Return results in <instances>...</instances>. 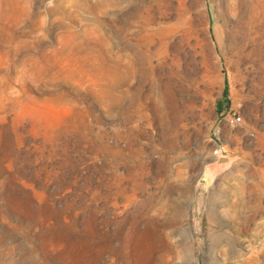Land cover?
<instances>
[{
    "label": "rangeland",
    "instance_id": "1",
    "mask_svg": "<svg viewBox=\"0 0 264 264\" xmlns=\"http://www.w3.org/2000/svg\"><path fill=\"white\" fill-rule=\"evenodd\" d=\"M0 264H264V0H0Z\"/></svg>",
    "mask_w": 264,
    "mask_h": 264
},
{
    "label": "bare ground",
    "instance_id": "2",
    "mask_svg": "<svg viewBox=\"0 0 264 264\" xmlns=\"http://www.w3.org/2000/svg\"><path fill=\"white\" fill-rule=\"evenodd\" d=\"M183 1V0H182ZM245 1V0H244ZM170 2V1H169ZM179 2V1H178ZM186 2V1H185ZM201 2V1H200ZM240 2V1H239ZM188 3V2H187ZM255 4V3H254ZM170 5V4H169ZM188 5V4H187ZM174 6V5H173ZM243 6V5H242ZM248 6H250V8H251V4L249 5L248 4ZM257 6V5H256ZM186 8H190V5H189V7H186ZM193 8V7H192ZM240 8V7H239ZM242 8V7H241ZM249 8V9H250ZM188 9H185V10H188ZM255 9V8H254ZM191 11V10H190ZM241 11V10H240ZM250 11V10H249ZM252 11V10H251ZM254 11V10H253ZM252 11V12H253ZM243 13L245 14V11H243ZM186 14H188V13H186ZM255 15V14H254ZM257 15V14H256ZM181 15H179V17H180ZM193 15H191V17H192ZM246 16V15H245ZM160 17V16H159ZM248 17V16H247ZM183 18V17H182ZM252 18V17H251ZM254 18V17H253ZM158 19V18H157ZM239 19V18H238ZM192 21V20H191ZM252 21V20H251ZM162 22V21H161ZM241 22V21H240ZM243 22V21H242ZM187 24V23H186ZM192 24H193V22H192ZM179 25V24H178ZM245 25V24H244ZM247 25V24H246ZM245 25V27H247ZM176 26H177V24H176ZM157 27V26H156ZM170 27V26H169ZM249 27V26H248ZM162 28V27H161ZM171 29V28H170ZM189 29V28H188ZM244 29V28H243ZM189 31V30H188ZM195 31V30H194ZM195 33V32H194ZM161 34V33H160ZM163 35V34H162ZM197 36V35H196ZM195 37V36H194ZM161 38V37H160ZM198 51V50H197ZM202 60H204V59H202ZM207 61V60H206ZM204 63V62H203ZM206 63V62H205ZM187 64V63H186ZM187 66V65H186ZM186 66H184V67H186ZM204 66V65H203ZM199 67V66H198ZM204 67H207V66H204ZM188 69H190L189 67H187ZM186 68V69H187ZM157 69V68H156ZM160 69V68H159ZM163 69V68H162ZM184 69V68H183ZM193 69V68H192ZM200 69V68H199ZM191 70V69H190ZM194 70V69H193ZM192 70V71H193ZM205 70V69H204ZM161 71V70H160ZM159 71V72H160ZM187 71V70H186ZM185 71V72H186ZM198 71V70H197ZM200 71V70H199ZM162 72V71H161ZM160 72V73H161ZM174 72V71H173ZM183 72V71H182ZM188 72V71H187ZM147 73V72H146ZM176 73V72H175ZM178 73V72H177ZM179 73H181V72H179ZM147 74H149V75H151V74H153V72H151V73H147ZM170 74H174V73H170ZM183 74V73H182ZM186 74V73H185ZM190 74H192V72L190 73ZM175 75V74H174ZM181 75V74H180ZM183 75H181V77H182ZM185 76H187V74L185 75ZM125 84L124 85H126V88H125V97L128 99V100H130V95H131V92H132V86H131V84H133V83H131V72H130V70L128 69V67H127V69L125 70ZM187 78V77H186ZM183 80H184V77H183ZM160 81H163V80H160ZM174 81V80H173ZM162 83V82H161ZM142 84V83H141ZM124 87V86H123ZM134 88H135V85H134ZM145 88H147L146 89V91L148 92L146 95L144 94V90H145ZM163 89V88H162ZM164 89H165V87H164ZM173 89V88H172ZM138 90H139V94L140 95H142V97L141 98H139V100H137L138 102H139V104H140V106H143V98H145V99H150V101H151V99H152V97H154V95H156V93L158 92V94L160 95V92H161V89H160V83H159V81H158V79H157V77L156 76H154V74L153 75H151V77H148V79H146V80H144V85H143V88H141V87H138ZM165 92V91H164ZM167 92V91H166ZM173 92H175V90H173ZM173 92H171V93H173ZM161 93H163V92H161ZM165 94V93H164ZM163 94V95H164ZM176 94V93H175ZM174 94V95H175ZM181 94H183V93H181ZM136 95V94H135ZM173 95V96H174ZM189 95V94H188ZM137 96V95H136ZM166 96V95H165ZM165 96H163V97H165ZM179 96V95H178ZM167 97V96H166ZM175 97V96H174ZM173 97V98H174ZM180 97V96H179ZM183 97V96H182ZM168 98V97H167ZM177 98V97H176ZM134 99V98H133ZM159 99V98H158ZM163 99H165V98H163ZM162 99V100H163ZM135 100V99H134ZM153 100V99H152ZM169 100V99H168ZM175 100V99H174ZM184 100V99H183ZM124 101V100H123ZM143 101V102H142ZM149 101V100H148ZM167 101V100H166ZM185 101V100H184ZM133 102V101H132ZM136 102V101H135ZM174 102V101H173ZM176 103V102H175ZM180 103V102H179ZM149 104V103H148ZM165 105V104H164ZM175 105V104H174ZM174 105H172V106H174ZM179 105V104H178ZM178 105H176V106H178ZM149 106V105H148ZM153 106V105H152ZM158 106V108H159V110H160V112L161 113H163V114H165V115H167L166 114V112H165V109H164V106L161 104V103H159V105H157ZM133 107V106H132ZM149 107H151V106H149ZM166 107V106H165ZM173 108V107H172ZM155 109V108H154ZM176 109V108H175ZM180 109V108H179ZM128 110H130V109H128ZM139 110V109H138ZM143 111V110H142ZM152 111V110H151ZM176 111V110H175ZM179 111V110H178ZM155 112V111H154ZM143 113V112H142ZM148 113V112H147ZM146 113V114H147ZM175 113H177V112H175ZM141 114V113H140ZM149 114H151V113H149ZM172 114H174L173 113V111H172ZM137 115H138V113H137ZM145 115V114H144ZM169 115V114H168ZM176 115V114H175ZM170 116V115H169ZM172 116V115H171ZM151 117V116H150ZM153 117H155V114H154V116ZM152 117V119H154ZM127 118V117H126ZM137 118V117H136ZM172 118V117H171ZM174 118H175V116H174ZM134 119V118H133ZM147 119V118H146ZM160 119V118H159ZM126 120V119H125ZM163 120V119H162ZM171 120V119H170ZM137 121V120H136ZM140 121V120H139ZM142 121V120H141ZM143 121H144V119H143ZM154 121H155V119H154ZM177 121H178V119H177ZM147 122V121H146ZM145 122V123H146ZM151 122V121H150ZM152 122H153V120H152ZM140 122H138V124H139ZM155 123V122H154ZM170 123V122H169ZM147 124H148V122H147ZM150 124V123H149ZM153 124V123H152ZM156 124V123H155ZM160 124V123H159ZM161 124H163V123H161ZM160 124V125H161ZM174 124V123H173ZM128 126V125H127ZM136 126V125H135ZM140 126V125H139ZM158 126V125H157ZM162 126V125H161ZM172 126V125H171ZM141 127V126H140ZM140 127H138V128H140ZM153 127V126H152ZM165 127V126H164ZM135 128V127H134ZM143 128V127H142ZM154 128H155V126H154ZM153 128V129H154ZM131 129V128H130ZM157 129V128H156ZM155 129V130H156ZM168 129H169V127H168ZM172 129V128H171ZM173 129H175V127L173 128ZM132 130H134L133 128H132ZM136 130V129H135ZM134 130V131H135ZM140 130V129H139ZM149 130V129H148ZM161 130V129H160ZM129 131V130H128ZM142 131V130H141ZM145 131V130H144ZM152 131H154V130H152ZM137 132V131H136ZM158 132V131H157ZM173 132V131H172ZM155 133V132H154ZM160 133V132H159ZM140 134V133H139ZM149 134V133H148ZM157 134V133H156ZM177 134V133H176ZM130 135V134H129ZM156 136V135H155ZM154 136V137H155ZM159 136V135H158ZM160 137V136H159ZM141 138V137H140ZM156 138V137H155ZM164 138V137H163ZM179 138V137H178ZM177 138V139H178ZM149 139V138H148ZM159 139V138H158ZM175 139V138H174ZM150 140V139H149ZM152 140V139H151ZM160 140V139H159ZM163 140V139H162ZM180 140V139H179ZM141 141V140H140ZM153 141V140H152ZM156 141H158L157 139H156ZM166 142V141H165ZM177 142V141H176ZM140 143H142V142H140ZM173 143V142H172ZM156 144V143H155ZM159 144H160V142H159ZM163 144V143H162ZM161 144V145H162ZM170 144V143H169ZM149 145V144H148ZM154 145V144H153ZM156 145H158V143L156 144ZM160 145V146H161ZM147 146V145H146ZM159 146V147H160ZM166 146V145H165ZM155 147H157V146H155ZM182 147V146H181ZM115 148V147H114ZM153 148V147H152ZM171 148H172V146H171ZM143 149V148H142ZM146 149V148H145ZM157 149H158V147H157ZM162 149V148H161ZM164 149V148H163ZM166 149H167V147H166ZM176 149V148H175ZM110 151V150H109ZM142 151V150H141ZM145 151V150H144ZM149 151V150H148ZM167 151V150H166ZM143 152V151H142ZM162 152H164V151H162ZM149 153H150V151H149ZM112 157V156H111ZM113 158V157H112ZM151 158H152V156H151ZM167 159H168V157H166ZM172 158V157H171ZM111 159V158H110ZM165 159V158H164ZM151 160V159H150ZM171 160V159H170ZM111 161V160H110ZM168 162V161H167ZM112 163H113V161H112ZM169 163V162H168ZM111 164V163H110ZM162 164V163H161ZM113 166V165H112ZM160 166V165H159ZM161 166H163V165H161ZM167 166H168V164H167ZM165 167V166H164ZM169 168V167H168ZM180 169V168H179ZM171 170V169H170ZM178 170V169H177ZM171 172V171H170ZM180 172V171H179ZM166 173V172H165Z\"/></svg>",
    "mask_w": 264,
    "mask_h": 264
},
{
    "label": "water",
    "instance_id": "3",
    "mask_svg": "<svg viewBox=\"0 0 264 264\" xmlns=\"http://www.w3.org/2000/svg\"><path fill=\"white\" fill-rule=\"evenodd\" d=\"M234 160L235 156L218 154L204 164L203 175L212 181L217 175L231 169Z\"/></svg>",
    "mask_w": 264,
    "mask_h": 264
},
{
    "label": "built area",
    "instance_id": "4",
    "mask_svg": "<svg viewBox=\"0 0 264 264\" xmlns=\"http://www.w3.org/2000/svg\"><path fill=\"white\" fill-rule=\"evenodd\" d=\"M228 118L233 124H238L242 120V116L239 115L236 111H230L228 113Z\"/></svg>",
    "mask_w": 264,
    "mask_h": 264
}]
</instances>
